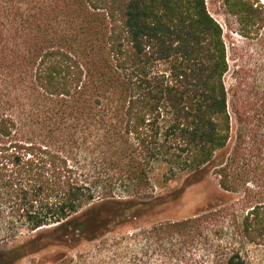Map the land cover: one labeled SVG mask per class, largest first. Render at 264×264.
I'll use <instances>...</instances> for the list:
<instances>
[{
  "label": "trees",
  "instance_id": "trees-1",
  "mask_svg": "<svg viewBox=\"0 0 264 264\" xmlns=\"http://www.w3.org/2000/svg\"><path fill=\"white\" fill-rule=\"evenodd\" d=\"M261 30L264 3L224 0ZM207 0H0V251L11 264H252L264 247V89L232 103ZM185 176L150 192L152 170ZM212 175L192 217L137 227ZM36 232V233H34Z\"/></svg>",
  "mask_w": 264,
  "mask_h": 264
},
{
  "label": "rangeland",
  "instance_id": "rangeland-1",
  "mask_svg": "<svg viewBox=\"0 0 264 264\" xmlns=\"http://www.w3.org/2000/svg\"><path fill=\"white\" fill-rule=\"evenodd\" d=\"M260 1L264 3V0ZM207 3L210 13L224 30L229 54V70L225 76V83L231 102L230 110L233 113L232 103L236 101L246 105L250 92L255 93L256 90L264 89V27L257 30L256 27L241 22L228 10L224 0H207ZM185 178L181 175L170 179L163 167H157L150 174V192L157 196L170 195L183 187ZM217 189L214 177L209 175L204 182L189 187L179 198L171 199L167 205L157 211L154 217L145 224H138L137 227L192 217L203 205L216 200ZM122 233H126V230L95 242H83L74 250L51 248L11 264H44L52 262L60 252H68L71 256L95 254L100 246L113 244L114 237L121 236ZM33 235L25 233L15 241H8L0 245V251L10 250ZM248 256L252 264H264V247H251Z\"/></svg>",
  "mask_w": 264,
  "mask_h": 264
},
{
  "label": "water",
  "instance_id": "water-1",
  "mask_svg": "<svg viewBox=\"0 0 264 264\" xmlns=\"http://www.w3.org/2000/svg\"><path fill=\"white\" fill-rule=\"evenodd\" d=\"M34 233H36V232H34Z\"/></svg>",
  "mask_w": 264,
  "mask_h": 264
}]
</instances>
